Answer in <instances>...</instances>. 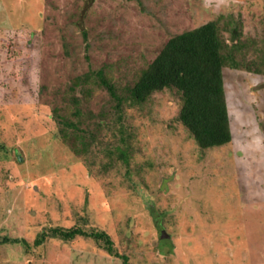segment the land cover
Masks as SVG:
<instances>
[{
	"label": "rangeland",
	"instance_id": "obj_1",
	"mask_svg": "<svg viewBox=\"0 0 264 264\" xmlns=\"http://www.w3.org/2000/svg\"><path fill=\"white\" fill-rule=\"evenodd\" d=\"M212 20L243 58L264 57V0H0V264H123L49 232L73 226L105 231L130 264H264V74L223 68L232 139L206 149L174 89L118 118L94 75L125 95L171 36ZM74 96L95 131L79 154L55 114L72 116Z\"/></svg>",
	"mask_w": 264,
	"mask_h": 264
},
{
	"label": "trees",
	"instance_id": "obj_2",
	"mask_svg": "<svg viewBox=\"0 0 264 264\" xmlns=\"http://www.w3.org/2000/svg\"><path fill=\"white\" fill-rule=\"evenodd\" d=\"M225 30L232 31L227 24L219 26L218 20H212L171 36L155 58L140 69L137 78L127 85L125 95L117 92L115 85L104 76L102 70L94 72L98 83L106 88L113 99L112 106L118 118H121L124 102L141 104L155 91L165 88L174 89L181 100L178 119L192 135L196 144L206 149L228 143L232 139V131L222 70L229 66L234 69H245L264 74V57L259 62L243 58L245 53H241L239 49L243 44H238L239 41L227 43L223 35ZM235 31L237 29L234 28L233 33ZM86 78L88 75L85 76ZM81 82L80 77L73 79L69 85L70 90ZM79 101L78 97L72 98L73 110L69 113L72 116H63L54 112L58 123L61 124L60 133L63 142L69 144L78 154L90 146L95 136V131L88 127L89 123L86 122L82 110L78 107ZM53 110L56 111L57 108L54 107ZM99 123V121L96 123V127ZM88 129L91 133L88 137L89 141H85ZM119 133L120 140L126 144L124 128L120 127ZM78 142L82 145L81 148H77ZM128 148V146H116L112 150L117 152L126 165L129 164ZM49 232L51 236L65 241L72 240L76 236L92 238L109 254L120 256L123 264H130L126 255L119 254L114 249L113 241L105 231H86L81 227L73 226L70 228L53 227ZM45 237V231H41L34 238L33 245H41ZM2 240L11 241L8 237ZM12 241L18 242L17 239H12ZM21 241L28 245L25 240Z\"/></svg>",
	"mask_w": 264,
	"mask_h": 264
}]
</instances>
